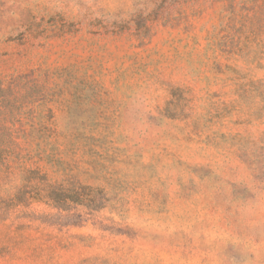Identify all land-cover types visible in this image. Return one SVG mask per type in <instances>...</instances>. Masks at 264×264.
<instances>
[{
    "label": "rangeland",
    "instance_id": "obj_1",
    "mask_svg": "<svg viewBox=\"0 0 264 264\" xmlns=\"http://www.w3.org/2000/svg\"><path fill=\"white\" fill-rule=\"evenodd\" d=\"M0 264H264V0H0Z\"/></svg>",
    "mask_w": 264,
    "mask_h": 264
},
{
    "label": "trees",
    "instance_id": "obj_2",
    "mask_svg": "<svg viewBox=\"0 0 264 264\" xmlns=\"http://www.w3.org/2000/svg\"><path fill=\"white\" fill-rule=\"evenodd\" d=\"M50 198V197H49ZM56 199H59V198H56ZM61 201L62 203H68V202H71L72 204H76V205H82V202L80 201H74V200H71V198H63L62 200H59ZM63 205V204H62Z\"/></svg>",
    "mask_w": 264,
    "mask_h": 264
}]
</instances>
